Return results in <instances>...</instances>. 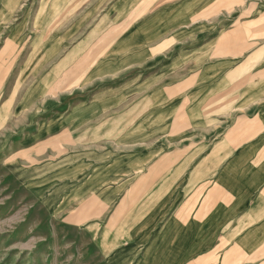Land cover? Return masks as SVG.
Returning a JSON list of instances; mask_svg holds the SVG:
<instances>
[{
    "label": "crops",
    "instance_id": "0c3cea01",
    "mask_svg": "<svg viewBox=\"0 0 264 264\" xmlns=\"http://www.w3.org/2000/svg\"><path fill=\"white\" fill-rule=\"evenodd\" d=\"M8 113L105 264H264V0H0Z\"/></svg>",
    "mask_w": 264,
    "mask_h": 264
},
{
    "label": "rangeland",
    "instance_id": "374dc122",
    "mask_svg": "<svg viewBox=\"0 0 264 264\" xmlns=\"http://www.w3.org/2000/svg\"><path fill=\"white\" fill-rule=\"evenodd\" d=\"M33 24L32 33L37 35L32 40L34 49L56 26L45 30L42 22ZM11 116L5 114L4 118L10 120L0 124V264H105L96 250L95 239L84 230L53 218L11 175L9 162L21 148L19 131L24 126Z\"/></svg>",
    "mask_w": 264,
    "mask_h": 264
}]
</instances>
